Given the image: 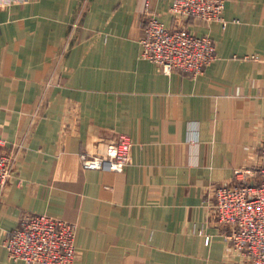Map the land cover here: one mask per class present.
Wrapping results in <instances>:
<instances>
[{
	"label": "crops",
	"instance_id": "crops-1",
	"mask_svg": "<svg viewBox=\"0 0 264 264\" xmlns=\"http://www.w3.org/2000/svg\"><path fill=\"white\" fill-rule=\"evenodd\" d=\"M145 1L164 27L213 40L203 73L165 75L140 57ZM170 3L0 9V153L14 157L0 193V264H25L2 246L24 214L74 224L75 264H244L208 206L233 170L257 165L264 143V0H225L224 24L175 18ZM118 133L132 141L127 165L80 166L81 153H101Z\"/></svg>",
	"mask_w": 264,
	"mask_h": 264
},
{
	"label": "built area",
	"instance_id": "built-area-1",
	"mask_svg": "<svg viewBox=\"0 0 264 264\" xmlns=\"http://www.w3.org/2000/svg\"><path fill=\"white\" fill-rule=\"evenodd\" d=\"M19 0H0V9ZM225 0H171L173 17L197 19L203 23L219 21ZM144 26L139 44L140 57L165 75L172 71L195 77L216 58L215 44L206 35L196 36L180 28H166L144 2ZM257 60L256 55L245 59ZM193 139L190 141L192 142ZM0 139V147L3 146ZM132 141L118 133L98 154L79 155L83 169L118 170L129 162ZM18 149L21 148L18 145ZM258 163L249 169L233 170L232 180L216 186L208 206L216 221L227 227L223 240L233 255L244 264H264V143ZM13 155L0 153V193L11 177ZM202 235V230L197 232ZM75 225L47 214H24L2 242L6 258L25 264H75L80 252L74 246ZM208 237L205 241L208 242Z\"/></svg>",
	"mask_w": 264,
	"mask_h": 264
}]
</instances>
